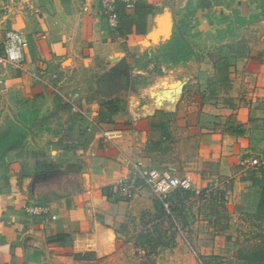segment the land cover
<instances>
[{
	"label": "crops",
	"instance_id": "obj_1",
	"mask_svg": "<svg viewBox=\"0 0 264 264\" xmlns=\"http://www.w3.org/2000/svg\"><path fill=\"white\" fill-rule=\"evenodd\" d=\"M122 1L129 13L151 7L144 34L120 35L100 0H0V51L8 31L27 40L23 61L0 72V122L27 131L1 164L0 264L98 263L117 246L115 184L136 168L199 183L202 171L170 162L188 159L187 144L216 161V187L232 181L226 199L258 208L263 188L249 177L264 158V0ZM178 29L195 54L162 66L171 79L159 89H137L134 77L153 68L141 57ZM206 71L207 82L195 78ZM60 171L80 187L48 192ZM33 204L48 211L33 215Z\"/></svg>",
	"mask_w": 264,
	"mask_h": 264
},
{
	"label": "rangeland",
	"instance_id": "obj_2",
	"mask_svg": "<svg viewBox=\"0 0 264 264\" xmlns=\"http://www.w3.org/2000/svg\"><path fill=\"white\" fill-rule=\"evenodd\" d=\"M123 48L128 50L126 46ZM155 55L157 52L151 50L149 58L153 68L146 74L134 77L137 89L144 88L148 83L157 85L155 89H159L162 84L160 81L167 83L171 79L169 72H164L162 68L169 63H164ZM145 62L144 59L140 65H145ZM207 71L203 75L194 76L207 82L211 77ZM13 125L12 121L0 122V140L13 132ZM26 138L17 137L8 143L20 145ZM183 148L188 151V159L182 161L180 156L173 154L170 162L172 166H180L181 169L190 166L202 171L199 183H191L187 188L193 193L183 195L182 201L177 204L176 201L161 199L149 183L142 181L130 198L112 194L111 209L116 219L110 226L118 234L117 246L113 253L96 264H244L246 259L241 253H257L259 256L256 264H264V220L257 219L255 212H247L234 199L225 198L233 183L231 181L216 187L213 182L216 181V161L206 160L198 144H187ZM5 156L3 150L0 156V179L4 178L1 164ZM180 162L186 164L180 165ZM51 181L53 184L48 192L57 196L80 187L78 174L54 172L50 176ZM45 186L49 188L48 184ZM213 187H216L217 204L210 197ZM158 199L164 201V211L156 207Z\"/></svg>",
	"mask_w": 264,
	"mask_h": 264
},
{
	"label": "trees",
	"instance_id": "obj_3",
	"mask_svg": "<svg viewBox=\"0 0 264 264\" xmlns=\"http://www.w3.org/2000/svg\"><path fill=\"white\" fill-rule=\"evenodd\" d=\"M149 10H151L150 6L144 3H136L134 5V13H129L127 11L126 3L122 0L117 1L116 13L119 19V24H118L119 34L122 36H126L132 33L144 34ZM156 52L157 55L155 56L157 58L160 57L164 63H171V64L186 63L195 54L194 47L192 46L190 41L186 38L185 31L183 29H178L177 32L174 34V36L169 41H167L162 46H160L156 50ZM141 58L142 60L145 59L147 63L151 61V58H149L148 54L143 55ZM141 66L144 67L145 65H141ZM13 126H14L13 132L8 134V136H5L4 139L0 140V156L3 150L5 151L9 146H11L8 142L12 141L17 137L21 138L22 135L27 133L25 127L20 125H13ZM18 144L19 143H16L14 145H18ZM260 172H261L260 178H257L254 172L250 174L249 178L252 180L253 184L260 185L263 188L261 199L254 215L257 219L264 220V165L260 167ZM215 188L216 187L211 188L210 197H211V201L217 204V197H216L217 195L215 194ZM173 192L174 194L171 195L173 197L170 196L167 200L171 202L176 201L177 204L182 201L183 195L188 196L191 193H193L192 190L183 187H178L175 190H173ZM156 207L158 208V210L164 211L165 209L164 201L158 199L156 201ZM175 209L177 210L178 207H175ZM241 256H243L246 259V262L244 264H256L259 254L241 253Z\"/></svg>",
	"mask_w": 264,
	"mask_h": 264
},
{
	"label": "built area",
	"instance_id": "obj_4",
	"mask_svg": "<svg viewBox=\"0 0 264 264\" xmlns=\"http://www.w3.org/2000/svg\"><path fill=\"white\" fill-rule=\"evenodd\" d=\"M25 4L32 3L33 0H23ZM119 0H100L109 20L113 26L118 24V16L116 13V2ZM128 1V0H126ZM27 46V40L19 31H8L2 43V51H0V72L8 63H21L24 59V51ZM37 75L36 72L33 73ZM78 96V94H76ZM253 164L256 166L264 165V158L254 159ZM143 182L149 183L158 196L167 200L171 192L178 187L188 188L191 181L188 178H180L173 176L168 171L158 169H150L148 171H138L128 177L120 179L115 185V193L123 198H130L135 194ZM27 211L33 215L46 213L48 207L45 205L33 204L27 207Z\"/></svg>",
	"mask_w": 264,
	"mask_h": 264
},
{
	"label": "water",
	"instance_id": "obj_5",
	"mask_svg": "<svg viewBox=\"0 0 264 264\" xmlns=\"http://www.w3.org/2000/svg\"><path fill=\"white\" fill-rule=\"evenodd\" d=\"M170 26L171 25H168L167 24V26L165 27V28H167V29H163L164 31H165V35H164V37H166L167 39H169L170 37H171V30H170ZM163 30H159V29H157V30H155L154 32H152V33H150L148 36L154 41V42H158V40H157V38H158V36H159V33H161V32H163ZM179 90H180V93H182V86L180 85V87H179Z\"/></svg>",
	"mask_w": 264,
	"mask_h": 264
},
{
	"label": "bare ground",
	"instance_id": "obj_6",
	"mask_svg": "<svg viewBox=\"0 0 264 264\" xmlns=\"http://www.w3.org/2000/svg\"><path fill=\"white\" fill-rule=\"evenodd\" d=\"M145 44V43H144ZM164 99V98H163Z\"/></svg>",
	"mask_w": 264,
	"mask_h": 264
}]
</instances>
